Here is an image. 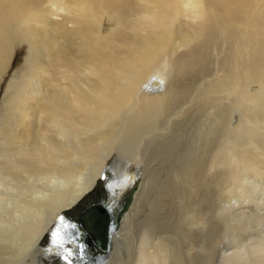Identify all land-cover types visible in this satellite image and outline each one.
<instances>
[{"label": "bare ground", "instance_id": "6f19581e", "mask_svg": "<svg viewBox=\"0 0 264 264\" xmlns=\"http://www.w3.org/2000/svg\"><path fill=\"white\" fill-rule=\"evenodd\" d=\"M42 2L0 1V48L27 37L29 24L46 25L48 13L41 7ZM49 4L69 20L65 22L66 17L54 20L58 36L45 43L47 64L37 69L35 66L37 88L31 94L11 96L10 123L0 127V252L9 258L6 264H68V260L71 264H91L76 234L65 232L59 241L54 236L61 229L70 228L65 219L88 201L93 187L101 182L98 177L103 175L108 182L110 174H114L118 184L113 182L115 186H111L108 194L117 202L133 187L129 188L131 182L139 180L141 184L125 223L137 212V203L138 208L141 202L151 206L145 207L149 214L138 237V264L148 261L152 264H264V239L253 253L222 251L219 256L213 249L217 228L214 222L208 223L210 233H202L198 239L185 237V253L177 246L171 247L164 215L169 203L165 198L176 195L177 188L186 180L190 182L191 177L199 182L202 173L216 175L218 167L226 168L231 162L227 170L233 174L231 184H236L240 170L258 177L264 173V153L254 155L245 150L237 155L232 153L231 162L220 160L222 152H228L225 144L222 147L207 135L209 143L204 139L206 143L201 141L199 147L191 143L182 148L175 140L158 146V135L171 132L174 123L171 121L185 117L190 108L194 109L195 96L200 101L194 109L198 114L199 109L203 112V107L215 102L218 93L228 91V80L223 78L209 84L207 94L180 87L178 82L165 87L164 75H156L162 80L161 77L149 80L159 68L168 72L203 73L211 46L216 44L224 47L231 43L235 48H248L252 44L257 54H264V0H49ZM182 17L191 18L196 24L189 25L190 20L181 22ZM11 26L16 29L12 31ZM128 32L130 35H126ZM70 40L82 48L77 50V55L68 48L72 44ZM56 47H62L60 52L55 51ZM251 66L243 77L255 72ZM237 81L243 89L234 91H238L237 98H243L245 107L264 95L247 92L250 80L239 77ZM185 95L186 99L181 100ZM32 99H36V105ZM161 116L163 124L159 125L157 120ZM262 140L264 144V135ZM207 146L210 149L204 161L201 158ZM149 147L154 149L153 153L147 152ZM194 153L199 154L201 161H189L188 155ZM224 158L229 156L226 154ZM156 160H161L159 168L155 166ZM124 182L127 187L122 191ZM203 189L200 192L205 194ZM203 194L199 195L205 199ZM196 206L202 212L203 206ZM199 214L194 213L192 218L198 220ZM200 220L203 224L204 218L196 223ZM134 228L131 224L128 231ZM152 242L154 249L150 247ZM111 245L104 264H123L116 237L111 238ZM49 253L54 255L50 257ZM62 253L68 260L62 259Z\"/></svg>", "mask_w": 264, "mask_h": 264}, {"label": "rangeland", "instance_id": "374dc122", "mask_svg": "<svg viewBox=\"0 0 264 264\" xmlns=\"http://www.w3.org/2000/svg\"><path fill=\"white\" fill-rule=\"evenodd\" d=\"M0 1H3V0H0ZM44 2L41 3V7L43 9L45 8L44 10H46V12L48 13L47 21L49 22L46 21V25H41V26L40 25L38 26L33 23L29 24L28 27H26L27 29L26 33H28L27 37L22 38V39H15L11 43H6L5 44L6 46H4L3 48H0V58H3V59H0V61L2 62L0 65V120H2L0 121V124H1L0 127L6 126L10 123L9 120H10V109H11V96L13 94H20V95L31 94V92L37 88L36 85L38 83V78H35V77H37L36 75H37L38 70L36 69L40 65L45 66L43 64L47 62L46 60L48 56V51L45 46V43H47V41L49 40H52L54 37L58 36V34H55L57 32L55 31L56 29L53 26L54 20L60 21L61 17L62 18L66 17V19L64 20L65 22L69 20V17L65 16L63 13H59V12L56 13V11L54 10L55 8L54 9L51 8L49 4V0H44ZM57 14L60 17L58 16L57 18L56 17ZM51 17L52 19H50ZM180 21L181 22L189 21V25L196 24L195 23L196 21L191 18L184 19V17H182ZM68 24H69L68 26H70V23ZM11 27L10 29L12 31L16 29L15 26L14 27L11 26ZM29 28L31 29L29 30ZM42 32H44L45 34L43 33L42 35ZM126 35H130V33L128 32ZM38 41L39 43H37ZM69 42L72 43V44H69V47H68L70 48L69 49L70 52L73 55L75 54L77 55L78 54L77 50L81 51L82 48L79 46L78 43H76V41L72 42L70 40ZM258 45L261 46L262 43L259 42ZM37 46L41 47L42 49ZM34 47L37 49L34 50ZM62 47H56L55 51L60 52V49H62ZM72 49H74L75 51ZM259 58L262 60V62L261 60H258ZM263 60H264V54L263 53L257 54L254 51L252 44L248 48L240 47V46L239 48H235V46L232 47L231 43H229L228 45L224 47L221 44H216V46H211V51L205 61V69L203 73H198L197 71L168 72L167 70H161V68H159L160 70L157 72V74H155L154 76H151V78L149 77L150 78L149 80H152V79L155 80L157 77H161V76H156V75H164L165 78L163 79L166 83L165 87L171 84L172 82H178L180 87L186 86L189 88L190 91H196L197 93L207 94V91H209V87H208L209 84H212L214 82L218 83L220 82L221 79L226 78V80H228L227 81L228 91L223 92V93L222 92L218 93L216 95V100H214L215 102L209 105L210 108L203 107L205 108V110L202 112V110L199 109L198 114L194 113V109L197 107L200 101L198 100L197 102L198 96H195L194 97L195 98L194 109L193 107L190 108L192 110L189 111V114L185 115V117H181L180 119L178 118L173 119L171 121V122H174L171 127V132L169 131L168 133H164V132L160 133V135H158L157 140H156L157 145L160 146L166 141L175 140V143H177L179 147L183 145L182 148L187 147V145L189 146L191 143L195 146L196 144H198V147H199V143L201 141H203L202 144L206 143V141L209 143V140H208L209 138L206 139L207 138L206 135H207L213 140V142L214 141L215 143L217 142L216 144L219 143L222 147L225 144V150H228V152L226 151L222 152V158H220V160H228L231 162L232 160L230 158H232V153L237 155L239 152L245 151V150L249 151L251 154H254V155L255 154L260 155L259 153H262V152L264 153V144H262V141H263L262 138L264 135V126H263L264 125V95H263L264 92L262 93V91H264V70L262 71V69L264 68ZM259 63H261V65ZM248 64H250V66L252 65L251 68L255 70V72L253 74H250V76L248 75L246 77H243V74L245 75L249 70L250 66ZM35 66H36V69H35ZM260 67H262V69H259ZM50 72H52L51 69H50ZM152 74H154V72H152ZM238 76L241 77L242 79L245 78L247 81L250 80L248 81V87H246V90H248L247 92H252L254 94L261 92L260 94L263 95L255 102L253 103L250 102V104L247 107L243 105V98H237L236 96L237 92L241 90V88L243 89V86L240 87L241 84H239V82L237 81V79L239 80ZM161 80H162V77H161ZM25 82L27 83L25 84ZM143 87L146 88L147 83ZM48 89L50 90L52 88L49 87ZM234 90H238V91L236 92ZM185 99H186V95L181 100H185ZM35 101L36 99H32V102L34 103V105L37 104V101L36 102ZM34 105L32 104L33 107ZM212 105L214 106L211 107ZM32 106L30 105V107ZM198 122L200 124H198ZM157 123L159 125L163 124L162 116L158 118ZM208 129L210 130V132L208 131ZM211 129L215 132H213ZM203 130L205 131V133L203 132ZM208 132L211 135H208L209 134ZM227 132L228 133L230 132V133L227 134ZM204 139H206V141ZM257 147L258 149H255ZM259 147L262 148V151ZM209 149L210 147L207 146V148L203 152L208 153ZM150 150L151 152H149ZM153 150H154L153 148L149 147V151L147 152L150 154V153H153ZM200 152L201 151H199L198 153ZM198 153H194L191 155L189 154L187 158H189V161H191L192 159L200 160ZM205 153L203 154L204 156L202 155V158H201L204 161L208 159L207 153L206 154ZM226 154L229 156L230 160L224 158ZM151 164H154V163H150V165ZM161 164H162L161 160L155 161L156 168H159ZM231 164L232 162L229 165H227L226 168L218 167L219 171L216 175H212L210 173H202L199 178V182H196V181L194 182V178L192 177L190 178V182H187L186 180L183 183L181 181V183L183 184L181 187L177 188L176 191L178 193L177 194L175 193L176 195L174 196L172 195L171 197L165 198V202L169 203L168 204L169 206L167 207L168 209L166 208V210L168 211L165 210L164 215L167 221L168 228L166 229V231L168 232L167 236L170 238V239L168 238V241L171 243V247L177 246L179 250L185 253V250L187 251L186 238L187 237L194 238L195 236L198 239L201 237L200 234L210 233L209 224L214 222L215 224L214 223L213 224L216 225L217 228H216V235H215L216 242L213 246V249L214 250L216 249L218 251L217 252L215 250L219 256H220V252L222 251L252 252V253L254 251H257L259 247L258 244L261 243L262 239H264V173L262 172V174L260 175L256 174L258 176L256 177L253 173H249V172L247 173L245 171H243L245 173L243 172L240 173L242 171L240 170L239 175H238V180L237 182H235L236 183L235 185L237 186L236 187L234 184H231V183H234V182H231L232 181L231 179L233 178L232 177L233 174L231 173V171H227L229 170L228 168L231 166ZM100 178H101L100 184L95 185L93 187L92 189L93 192L91 191L92 194L90 195V198L88 199V201L91 200L93 197H96V195H98L99 193H104L105 190L111 189L112 188L111 186H115V185H112L113 182L114 184H118L117 181L114 180V174L109 175L108 182L105 181V178L103 175L98 177L97 180H99ZM118 180L122 181L120 178H118ZM131 183L132 184L129 186V188L132 187V185L133 187L127 191V194L121 195L122 200H125L126 198H129V200L127 202L125 213L119 221L118 230L111 237V238L116 237V240L119 241V245L121 248L120 256H122L121 258H123L124 260L123 264H126V263L127 264H138V261H137L138 251L136 250L138 247V243H139L138 237H140L141 231L144 229L143 224L146 222V215L148 216L149 214V213L146 214V209L151 208V206H148V205L146 206L145 205L146 203H143V202H141L140 208H138L139 203H137L138 205V206L136 205L137 212L135 213L134 211L133 214L131 215V218L129 220L126 219V223L124 222L126 215L129 213L130 209L132 208V205H133L132 201H134V198H135L134 196L136 195L135 193L136 191L138 192L140 190V185H141L139 184V180H137L136 182L133 181ZM213 183H214V186L215 184L217 185L215 186V188L213 186ZM125 184L126 186L122 185L123 187L122 191L127 187V183ZM201 186L203 187L201 188ZM232 187H234L235 189H233ZM191 188H194V189H191ZM202 189L204 190V192L206 191L205 194L202 193L203 191L200 192V190ZM210 189L212 191H210ZM207 191L210 194L209 196L208 194H206ZM115 194L117 195V192ZM199 194L201 195L203 194L206 200L203 199V196ZM199 197H202V198L200 199ZM171 198H175V199H171ZM204 200L207 202H204ZM200 202L202 203L204 202L203 203L204 205L203 204L201 205ZM212 202H213V205H212ZM208 203L210 204L209 206H208ZM198 204H199V207L203 206L201 207L202 212L197 210L198 206L196 205ZM83 206L84 205H82L81 207ZM81 207L80 209L78 208L73 213H71V216H73L75 212L80 211L82 209ZM196 212L200 213L199 214L200 216H198L199 219L204 218L203 224L201 223V220L200 222L196 223V221H198L199 219L195 221V219L192 218V217H195ZM67 219H65V223L69 224L68 222L69 217ZM68 224L66 226H68ZM131 224H134L135 228L131 229V232H130L128 230H130ZM234 227L236 228L234 229ZM237 228L239 232L237 231ZM60 231L54 236V239H58V241L61 240L62 235L65 232H67V229L65 230L61 229ZM160 235L161 234L156 236V238H158L157 239L158 241L161 238V237L159 238ZM157 240L154 242H157ZM249 240L250 241L254 240V241L250 242ZM169 242L167 243L168 245L170 244ZM227 242L232 243V245H227ZM132 243H133V247H132ZM153 245L154 243L150 245V247H152L151 249H154ZM231 246H233V248ZM64 251H67V250L64 249ZM112 253L115 254V252H112ZM1 255H2V252H0V258H1L0 261H3V260H6V261L0 262V263L1 264L8 263L9 261L8 256L6 255L1 256ZM53 255L54 254L50 255V257ZM62 256H61L62 259H65L66 257L65 254L62 253ZM105 263H107V260L105 261ZM149 263L152 264V261H148L145 264H149ZM153 264L155 263L153 262ZM184 264H186V262Z\"/></svg>", "mask_w": 264, "mask_h": 264}, {"label": "water", "instance_id": "95a60500", "mask_svg": "<svg viewBox=\"0 0 264 264\" xmlns=\"http://www.w3.org/2000/svg\"><path fill=\"white\" fill-rule=\"evenodd\" d=\"M108 192L105 190L86 202L68 221L70 228L67 232L78 236L83 250L91 258V264H104L106 261L112 246L111 236L118 230L129 200L117 202Z\"/></svg>", "mask_w": 264, "mask_h": 264}, {"label": "snow or ice", "instance_id": "6c2138e0", "mask_svg": "<svg viewBox=\"0 0 264 264\" xmlns=\"http://www.w3.org/2000/svg\"><path fill=\"white\" fill-rule=\"evenodd\" d=\"M70 255V254H69ZM65 259L66 260H68V258L67 257H65ZM68 264H71V261L70 260H68Z\"/></svg>", "mask_w": 264, "mask_h": 264}]
</instances>
